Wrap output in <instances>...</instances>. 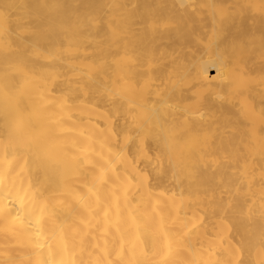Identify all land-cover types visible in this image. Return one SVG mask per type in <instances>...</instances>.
Here are the masks:
<instances>
[{"label": "bare ground", "instance_id": "obj_1", "mask_svg": "<svg viewBox=\"0 0 264 264\" xmlns=\"http://www.w3.org/2000/svg\"><path fill=\"white\" fill-rule=\"evenodd\" d=\"M0 264H264V0H0Z\"/></svg>", "mask_w": 264, "mask_h": 264}, {"label": "rangeland", "instance_id": "obj_2", "mask_svg": "<svg viewBox=\"0 0 264 264\" xmlns=\"http://www.w3.org/2000/svg\"><path fill=\"white\" fill-rule=\"evenodd\" d=\"M167 26H168V27H167ZM167 26H165V27L168 28L169 31H171V27H170L169 25H167ZM166 28H165V29H166ZM161 29H162V28H161ZM168 29H166V30H168ZM163 30H164V29H163ZM166 30H165V31H166ZM169 31H168V32H169ZM165 45H166V44H163L162 46H165Z\"/></svg>", "mask_w": 264, "mask_h": 264}]
</instances>
